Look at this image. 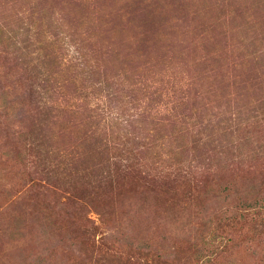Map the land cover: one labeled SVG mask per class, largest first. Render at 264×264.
Returning <instances> with one entry per match:
<instances>
[{
    "label": "rangeland",
    "instance_id": "rangeland-1",
    "mask_svg": "<svg viewBox=\"0 0 264 264\" xmlns=\"http://www.w3.org/2000/svg\"><path fill=\"white\" fill-rule=\"evenodd\" d=\"M0 264H264V0H0Z\"/></svg>",
    "mask_w": 264,
    "mask_h": 264
}]
</instances>
